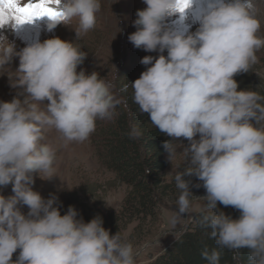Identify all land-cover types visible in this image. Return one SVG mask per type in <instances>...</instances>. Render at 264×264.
I'll return each instance as SVG.
<instances>
[{"label": "clouds", "instance_id": "9594fccd", "mask_svg": "<svg viewBox=\"0 0 264 264\" xmlns=\"http://www.w3.org/2000/svg\"><path fill=\"white\" fill-rule=\"evenodd\" d=\"M143 3L147 7L135 13L136 31L128 40L136 49L160 55L143 57L140 63L150 66L121 90L131 88L139 113H147L151 125L171 138L163 144L167 159L172 163L183 156L184 167L174 175L180 194L168 217L172 234L179 241L191 220L214 241L215 248L201 252L207 264H220L221 250L240 264L244 249L247 264H264V96L238 90L234 79L252 69L264 48L258 35L264 0ZM193 3L194 32L168 25L177 14L183 21ZM53 7L59 15L47 16L46 31L70 26L74 42L37 39L17 51L0 34V76L16 90L11 101H0V186L12 184L14 193L0 195V264H135L133 245L119 232L110 235L100 216L86 223L74 206L61 215L56 194L45 199L32 188L34 176H57L58 148L42 142L47 131L54 130L63 146L83 143L97 120L110 121L118 106L126 107L112 81L95 71H77L88 53L76 41L95 28L101 0H59ZM142 135L136 125L128 132L133 140ZM193 176L202 183L185 179ZM190 186L203 187L206 195L193 196ZM194 200L204 201L195 213ZM218 202L238 210L239 218L220 211ZM18 205L27 206V213Z\"/></svg>", "mask_w": 264, "mask_h": 264}, {"label": "rangeland", "instance_id": "374dc122", "mask_svg": "<svg viewBox=\"0 0 264 264\" xmlns=\"http://www.w3.org/2000/svg\"><path fill=\"white\" fill-rule=\"evenodd\" d=\"M28 2L29 0H21V3ZM101 5V11L97 13L95 28L76 41L82 47L81 50L88 53L84 63L78 67L77 71L81 68L87 74L95 71L101 78L118 85L122 83V80H119L122 73L128 71L132 74L134 79L132 81H135L150 66L142 65L141 59L148 55L158 58L160 55L159 52L136 49L128 40V36L136 31L133 26V21L137 18L135 13L147 6L143 0H101ZM186 17L189 19L188 21L186 18L181 21L177 14L170 17L167 23L170 27L178 29H184L187 26L188 28H186L190 32H194L198 24L194 23L192 17H189L188 11ZM260 20L261 30L258 35L264 37V16H261ZM47 22V16L34 18L32 22L24 24H16L11 20L0 27V34L6 35L15 44L17 51L37 39L43 42L45 39L59 37L65 41H75V32L70 26L59 24L52 32H48L46 31ZM75 24L74 20L73 27ZM163 54L166 56L167 52L165 51ZM256 55L258 62L253 65L252 69L234 77L239 85L238 90H251L258 93L260 90L264 91V48L259 50ZM18 66L19 58L17 57L12 62L13 70ZM15 94L16 90L9 86L8 77L0 76V101H11ZM20 98L23 100L24 97ZM43 103L47 104L48 101ZM93 138L92 133L89 139L83 143H70L63 146L54 130L47 131L45 140L42 142L53 144L58 148L54 164L57 176L50 180L40 179L38 175L34 176L35 182L32 185L33 190L40 193L45 199L49 198L50 193L58 196L61 215L66 214L69 206H74L79 213L78 218L82 217L84 222L86 214L94 215L99 210L120 209L130 192V187L101 163ZM198 138L199 136H197ZM177 142L185 146L188 145V141L184 138H178ZM177 151L181 152L183 148H178ZM166 157H168V153ZM167 161L168 166L161 175L164 184L172 182L175 173L184 167L182 155L178 154L172 163L168 159ZM185 179H191L193 185L202 183L194 176L185 177ZM190 190L197 198L206 195L203 187L190 186ZM179 194L175 185L164 194H157L158 203L154 214L143 215L126 226L124 236L129 239L128 242L133 245L134 251L138 252L135 264H146L177 240L172 234L175 230L168 225V217L175 210ZM0 195L5 198L13 196L12 184L0 186ZM203 204L202 200H194L193 213L198 212ZM18 207L23 213H27V206L18 205ZM181 224L183 225L184 221ZM191 224L192 222L189 220L187 229L191 227ZM18 253L19 250L13 254V260L16 259Z\"/></svg>", "mask_w": 264, "mask_h": 264}, {"label": "trees", "instance_id": "16d2710c", "mask_svg": "<svg viewBox=\"0 0 264 264\" xmlns=\"http://www.w3.org/2000/svg\"><path fill=\"white\" fill-rule=\"evenodd\" d=\"M115 84L114 91L118 97L126 102V107L120 105L116 108V115L112 120H97L93 132V142L101 163L112 170L117 178L130 187L123 205L118 210H99L94 215H85V222H90L96 216L103 220V227L110 235L120 233L122 238L128 224L143 215L154 214L157 206V194H164L175 185L174 180L169 184L162 182V173L168 166L167 152L163 148L165 141L171 139L150 123L147 113L140 114L138 105L132 100V89L126 92L122 87L126 83L134 82L132 74L128 71L122 73ZM264 96V91L260 90ZM132 125H136L143 135L136 140L130 139L128 132ZM180 171V170H179ZM217 208L233 219L239 218V211L231 206L225 207L217 204ZM208 248H215L214 241L209 238L206 231L192 222L185 234L149 260L146 264H207L201 252ZM232 253L221 250L220 264H236ZM247 250H242L240 264H247Z\"/></svg>", "mask_w": 264, "mask_h": 264}, {"label": "snow or ice", "instance_id": "6c2138e0", "mask_svg": "<svg viewBox=\"0 0 264 264\" xmlns=\"http://www.w3.org/2000/svg\"><path fill=\"white\" fill-rule=\"evenodd\" d=\"M180 2L186 5L187 0ZM58 3L59 0H29L28 3H21V0H0V25L8 23L9 20L24 24L32 22L34 18L55 17L59 13L52 5Z\"/></svg>", "mask_w": 264, "mask_h": 264}, {"label": "bare ground", "instance_id": "6f19581e", "mask_svg": "<svg viewBox=\"0 0 264 264\" xmlns=\"http://www.w3.org/2000/svg\"><path fill=\"white\" fill-rule=\"evenodd\" d=\"M196 7H197V4L196 3H193V6H192V8L191 9H189L188 10V13H189V17H192L193 18V13L195 12V10H196ZM186 19H187V17H186ZM185 19V20H186ZM189 19H187V21H188ZM185 23V22H184ZM189 24H190V22H189ZM194 24V23H193ZM182 26H184V25H182ZM190 26H192V25H190ZM187 27V26H186ZM185 27V28H186ZM188 28V27H187ZM196 29V28H195Z\"/></svg>", "mask_w": 264, "mask_h": 264}]
</instances>
